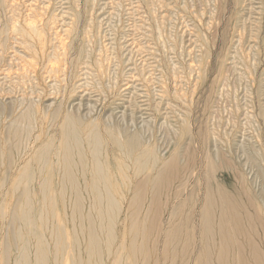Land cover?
Segmentation results:
<instances>
[{
	"label": "rangeland",
	"instance_id": "374dc122",
	"mask_svg": "<svg viewBox=\"0 0 264 264\" xmlns=\"http://www.w3.org/2000/svg\"><path fill=\"white\" fill-rule=\"evenodd\" d=\"M208 156L264 215V0H0V264H184Z\"/></svg>",
	"mask_w": 264,
	"mask_h": 264
},
{
	"label": "bare ground",
	"instance_id": "6f19581e",
	"mask_svg": "<svg viewBox=\"0 0 264 264\" xmlns=\"http://www.w3.org/2000/svg\"><path fill=\"white\" fill-rule=\"evenodd\" d=\"M96 137L93 138L101 145L100 136ZM130 142L135 144L133 138L129 139ZM180 156L178 152L172 154L163 162L160 161V166L157 165L158 162H154L153 172L148 176L152 190L149 197L154 201L163 195L168 196L174 182L179 180L181 185H186L190 174L183 172L185 163ZM222 169L230 172L232 176L239 173L230 160L224 157L216 160L208 156L207 170L204 174L206 185L202 199L198 197L200 188L197 187V191L194 188L192 194L183 201L184 204L188 203V210H182L183 204L178 208V213L180 212L178 215L192 214L193 230L196 235L190 251L191 256L186 261L184 259V264H264L263 208L261 204H256L255 196L247 193L245 185L238 182L226 183L223 178L218 177V172ZM97 188L99 189L98 186ZM144 188L145 190L147 188L146 182ZM146 194L147 190L145 196ZM180 195H182L180 192H175L176 198ZM197 217L199 221L195 220ZM176 230L180 233L176 238L185 243L186 240H182L181 236L184 231L183 225H177ZM167 258L165 254L164 259Z\"/></svg>",
	"mask_w": 264,
	"mask_h": 264
}]
</instances>
